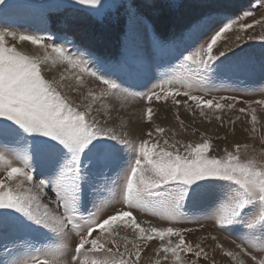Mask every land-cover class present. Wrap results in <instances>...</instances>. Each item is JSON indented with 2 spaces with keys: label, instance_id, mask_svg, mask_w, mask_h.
<instances>
[{
  "label": "rangeland",
  "instance_id": "obj_1",
  "mask_svg": "<svg viewBox=\"0 0 264 264\" xmlns=\"http://www.w3.org/2000/svg\"><path fill=\"white\" fill-rule=\"evenodd\" d=\"M170 1L172 8L175 4L178 6V11L169 12L162 5V0H120L125 6L135 5L140 13V20L135 23V39L131 42H126L129 20L124 7L107 18H90L86 14L89 6L70 7L68 0H8L9 6L0 13V30L16 34L15 39L6 36L7 46L16 47L23 54L38 58L46 79L55 82L60 81L61 76L65 77L62 81L64 86L60 90L81 111L90 103V100L84 99L87 93H98L106 86L88 73H80L79 69L68 66L57 54L51 52V48L45 46L63 47L69 55L91 65L90 71L99 70L94 62L96 58L124 70L117 82L127 91L105 98L102 103L93 102L89 122L95 118L101 126L126 140L128 147L105 170L104 176H99L94 165L86 169L89 182L83 186V209L76 219L82 229H86V225L80 216L95 213V219L102 221L117 210L131 211L142 227H176L182 230L187 242L193 246L200 244L207 253V260L202 255L197 264H238L237 260L227 257L224 252L238 251L236 244L241 243L240 233L222 230L215 223L213 212L217 196L209 194L219 193L229 182H201L203 188L200 190H195L193 185L194 191L190 193L181 213L172 220L165 218L162 201L157 197L146 195L141 208H129L123 201L127 170L138 155L139 145L145 140L159 141L160 146L166 147V139L169 145L175 144L182 153L189 144L194 146L208 141L211 145L208 155L218 159L226 158L239 144L241 159H255L264 163V103H257L264 101V0ZM246 11H251L252 16L245 17ZM59 15L62 20L56 21ZM72 16L76 20L69 22ZM49 17L55 20L51 22ZM225 18L238 20L233 29L213 48V55L219 56L220 52H226V57H220L215 62V70L197 75L196 63L185 57L193 55V60L198 63L200 57L194 54L202 46L206 49L211 36L222 26L219 23L210 28L205 25L209 21ZM93 19L103 21L108 30H98ZM256 20L261 23L251 29L240 30L239 24H251ZM198 26L202 30H198ZM21 34L42 37L43 45L20 41ZM237 35L242 39L237 41ZM45 56L48 58L44 59ZM77 74L82 76V83L75 79ZM166 79H174L178 88L190 82L194 85V95L204 101L212 100L214 105L219 103L223 107L200 109L194 101L183 95H170L167 100L160 101L154 98L149 102V91ZM149 107L153 110L151 120L146 115ZM242 108L246 112L241 113ZM253 109L257 116L255 131L251 121ZM157 128H163L164 132L157 134ZM149 132L153 133L151 138ZM4 155L12 161L13 166H23L9 152L5 151ZM6 167V164L0 163V179L5 177ZM37 171L44 174L48 170L38 165ZM36 191L38 189L33 188V192ZM43 192L42 203L48 204L53 212L62 211L56 207L55 193L51 189H44ZM115 230L119 235L113 238L120 242L121 251H124L123 238L134 240L135 234L132 229L124 226L123 220L115 226ZM76 231L69 230L62 238L45 229L10 232L0 237V258H10L5 255V250L11 251L13 256L24 255L28 251L43 255L46 247L53 246L57 248L56 264H73L72 256L78 241ZM93 235L106 236L107 233L97 232ZM171 239L174 243L178 241L175 236ZM162 243H166V240L157 238L141 242L138 264H155L157 259L160 264H174L171 254H168V259H164L165 254L157 252ZM21 249L23 251H18ZM249 250L258 259L264 257L259 251L252 248ZM98 258L89 253L80 257V264H85V261L91 264L93 259ZM185 259L192 261L196 258L193 254H187ZM243 259L246 264H252L250 257Z\"/></svg>",
  "mask_w": 264,
  "mask_h": 264
},
{
  "label": "snow or ice",
  "instance_id": "obj_2",
  "mask_svg": "<svg viewBox=\"0 0 264 264\" xmlns=\"http://www.w3.org/2000/svg\"><path fill=\"white\" fill-rule=\"evenodd\" d=\"M68 5L89 6L86 14L90 18L101 19L124 7L129 20L126 42L134 41L135 23L140 20V13L135 5L125 6L120 0H68ZM8 6V0H0V13ZM244 16H252V12L246 11ZM75 20V16L69 18V22ZM217 23L222 26L211 36L206 49L202 46L194 54L200 57L199 62L193 60V55L185 57L196 63L197 75L215 70V62L220 57H226V52H220L219 56L213 55V48L233 29L238 20L225 18L209 21L205 26L210 28ZM260 23V20L251 24L241 23L239 28L244 31ZM198 30L202 29L198 26ZM6 36L15 39L16 34L0 30V149H3L0 151V163L7 165L6 175L0 179V237L10 232L45 229L62 238L69 230L75 229L78 241L72 256L73 264H80V257L89 253L99 257L93 259L91 264H138L141 242L157 238L166 240L157 252H163L164 259H168V254H171L174 264H197L202 255L207 260L204 248L200 244L193 246L187 242L181 229L171 226L142 227L131 211L117 210L102 221L95 219V213L80 216L86 229L76 223L77 216L83 209V186L89 182L86 169L94 165L99 176H104L105 170L128 147L126 140L101 126L95 118L89 122L93 102L102 103L105 98L127 91L117 82L124 70L96 58L94 62L99 70L90 71L91 65L69 55L63 47L45 46L51 48V52L57 54L68 66L79 69L80 73H88L106 86L98 93L89 91L84 99L90 100V103L81 111L60 90L64 86L62 81L65 77L61 76L60 81L55 82L46 79L42 74L41 61L23 54L16 47H8ZM240 39L242 37L237 35L236 40ZM19 40L29 41L32 45H43V38L34 35L21 34ZM75 79L83 82L79 74L75 75ZM193 89L194 85L190 82H185L182 88H178L174 79H166L153 86L147 94V100L151 102L155 98L160 101L167 100L170 95H183L194 101L200 109L223 107L219 103L214 105L212 100L204 101L193 94ZM228 107L231 108L232 105ZM240 112L244 113L246 109L242 108ZM201 114L203 115V111ZM146 115L149 120L152 119L151 107L147 109ZM251 121L255 131L257 116L254 109ZM155 131L162 134L164 129L157 128ZM152 135V132L148 133L150 138ZM164 145L166 147L151 139L139 145L138 155L127 170L122 193L124 203L129 208H141L146 195L157 197L162 201L165 218L172 220L181 213L190 193L194 191L193 185L195 190H200L203 188L201 182H229L219 193L209 192L210 195L217 196L213 212L215 223L222 230L240 233L241 243L236 244L238 251H225L224 255L237 260L238 264H246L244 257H250L252 264H264V257L258 259L249 250L252 248L264 254V163L255 159H241L239 144L224 159L208 155L211 149L208 141L194 146L189 144L183 153L175 144L169 145L166 139ZM5 151L20 160L23 166H13L12 161L6 159ZM38 165L48 171L39 173ZM33 188L38 191L33 192ZM44 189H51L55 193L56 207L62 211L53 212L48 204L42 203ZM122 220L124 226L132 229L135 234L134 240L123 238L124 251H121L120 242L113 238L119 235L115 226ZM97 232L107 235L94 236ZM173 236L178 238L175 243L171 239ZM56 253L57 248L53 246L46 247L43 255L28 251L24 255L13 256L11 251L5 250V255L10 258H0V264H56ZM187 254H193L196 259L188 261L185 259ZM155 264H160V260L157 259Z\"/></svg>",
  "mask_w": 264,
  "mask_h": 264
},
{
  "label": "trees",
  "instance_id": "obj_3",
  "mask_svg": "<svg viewBox=\"0 0 264 264\" xmlns=\"http://www.w3.org/2000/svg\"><path fill=\"white\" fill-rule=\"evenodd\" d=\"M170 4H172V2L170 1V0H162V5L169 11V12H172L173 10H176V11H178L179 9H178V6H176V4H175V7L174 8H172L173 7V4H172V6L171 7H169V5ZM177 7V8H176ZM172 10V11H171ZM59 12H57V14H58ZM144 14V13H143ZM144 16H145V14H144ZM146 17V16H145ZM49 19H50V21L52 22V21H54V20H52V17L50 18L49 17ZM58 19H60V20H62L61 19V16L59 15L58 17L56 16V21H58ZM59 20V21H60ZM93 24H95L97 27H98V30H100V31H107L108 29H106V26H104V22L103 21H96V20H94L93 19Z\"/></svg>",
  "mask_w": 264,
  "mask_h": 264
}]
</instances>
